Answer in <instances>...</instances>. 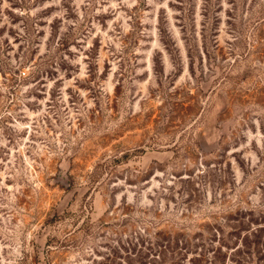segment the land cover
<instances>
[{
	"label": "rangeland",
	"instance_id": "rangeland-1",
	"mask_svg": "<svg viewBox=\"0 0 264 264\" xmlns=\"http://www.w3.org/2000/svg\"><path fill=\"white\" fill-rule=\"evenodd\" d=\"M0 264H264V0H0Z\"/></svg>",
	"mask_w": 264,
	"mask_h": 264
},
{
	"label": "trees",
	"instance_id": "trees-1",
	"mask_svg": "<svg viewBox=\"0 0 264 264\" xmlns=\"http://www.w3.org/2000/svg\"><path fill=\"white\" fill-rule=\"evenodd\" d=\"M161 254V253H160Z\"/></svg>",
	"mask_w": 264,
	"mask_h": 264
}]
</instances>
